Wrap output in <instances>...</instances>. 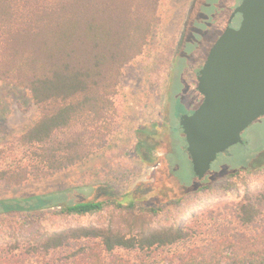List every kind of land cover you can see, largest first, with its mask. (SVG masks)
Wrapping results in <instances>:
<instances>
[{
    "label": "rangeland",
    "instance_id": "1",
    "mask_svg": "<svg viewBox=\"0 0 264 264\" xmlns=\"http://www.w3.org/2000/svg\"><path fill=\"white\" fill-rule=\"evenodd\" d=\"M243 0H161L143 53L121 77L116 97L118 116L104 146L55 175L13 185L0 179V246L19 245L22 252L45 232L77 226L121 229L128 235L199 225L200 233L147 260L167 264V255L202 240L248 230L236 217L246 194L264 193V116L244 132L249 145H234L220 153L200 180L180 125L203 102L198 75L211 48L228 26L239 27ZM232 19V21H231ZM38 118V108L24 88L0 81V172L30 162V150L20 136ZM82 125L59 132L66 140L82 134ZM242 170L236 176L230 172ZM110 184V185H108ZM203 186H209L199 190ZM129 194L137 209L114 205L85 216L57 213L62 206L112 192ZM156 210V211H154ZM264 209L258 221L262 223Z\"/></svg>",
    "mask_w": 264,
    "mask_h": 264
},
{
    "label": "trees",
    "instance_id": "2",
    "mask_svg": "<svg viewBox=\"0 0 264 264\" xmlns=\"http://www.w3.org/2000/svg\"><path fill=\"white\" fill-rule=\"evenodd\" d=\"M160 2L0 0V81L29 91L38 108L36 122L20 136L30 162L0 172V179L22 185L47 178L104 146L119 113L116 97L124 68L143 53ZM75 125L83 126L82 134L56 139ZM112 193L62 206L57 213L85 216L111 205L137 209L136 200H127L129 194ZM263 209L264 193L246 194L236 217L248 230L174 251L166 256L167 264H264V219L258 224ZM23 212L11 208L0 214ZM199 233L193 224L132 235L82 225L45 232L22 252L17 244L0 246V264H150V256Z\"/></svg>",
    "mask_w": 264,
    "mask_h": 264
},
{
    "label": "water",
    "instance_id": "3",
    "mask_svg": "<svg viewBox=\"0 0 264 264\" xmlns=\"http://www.w3.org/2000/svg\"><path fill=\"white\" fill-rule=\"evenodd\" d=\"M237 13L242 14L239 27L226 28L199 72L203 102L180 116L200 180L218 155L243 143V131L264 116V0H243L232 19Z\"/></svg>",
    "mask_w": 264,
    "mask_h": 264
},
{
    "label": "flooded vegetation",
    "instance_id": "4",
    "mask_svg": "<svg viewBox=\"0 0 264 264\" xmlns=\"http://www.w3.org/2000/svg\"><path fill=\"white\" fill-rule=\"evenodd\" d=\"M258 119H259V118H258ZM245 130H246V129H245ZM245 130H244V131H245ZM244 131H243V132H244ZM242 138H243L244 142H243V143H238V144H239V145H243V146H245V147H246L247 145H249V142H250V141H249V139H248L247 137H244L243 133H242ZM238 144H236V145H238ZM233 146H234V145H233Z\"/></svg>",
    "mask_w": 264,
    "mask_h": 264
}]
</instances>
